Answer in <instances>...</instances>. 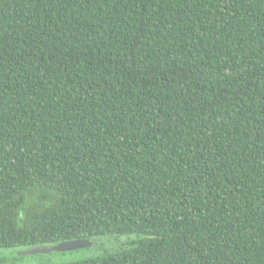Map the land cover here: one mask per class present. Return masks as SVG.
<instances>
[{
	"label": "trees",
	"instance_id": "trees-1",
	"mask_svg": "<svg viewBox=\"0 0 264 264\" xmlns=\"http://www.w3.org/2000/svg\"><path fill=\"white\" fill-rule=\"evenodd\" d=\"M129 233L264 264V0H0V247Z\"/></svg>",
	"mask_w": 264,
	"mask_h": 264
},
{
	"label": "rangeland",
	"instance_id": "rangeland-1",
	"mask_svg": "<svg viewBox=\"0 0 264 264\" xmlns=\"http://www.w3.org/2000/svg\"><path fill=\"white\" fill-rule=\"evenodd\" d=\"M139 233L126 235H101L95 237L91 246L64 251L39 252L24 254L26 246L0 247V264H62L96 258L128 248L144 238Z\"/></svg>",
	"mask_w": 264,
	"mask_h": 264
},
{
	"label": "water",
	"instance_id": "water-1",
	"mask_svg": "<svg viewBox=\"0 0 264 264\" xmlns=\"http://www.w3.org/2000/svg\"><path fill=\"white\" fill-rule=\"evenodd\" d=\"M94 241L88 238H75L60 241L54 244H40L34 246H28L23 252L24 254H33L39 252H50V251H64L73 250L77 248H83L93 245Z\"/></svg>",
	"mask_w": 264,
	"mask_h": 264
}]
</instances>
